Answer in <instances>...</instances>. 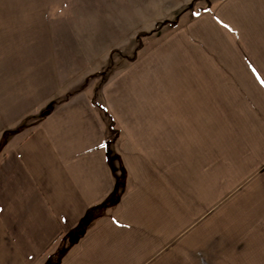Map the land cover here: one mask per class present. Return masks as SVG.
Wrapping results in <instances>:
<instances>
[{"label":"crops","instance_id":"obj_1","mask_svg":"<svg viewBox=\"0 0 264 264\" xmlns=\"http://www.w3.org/2000/svg\"><path fill=\"white\" fill-rule=\"evenodd\" d=\"M218 3L96 95L2 60L0 264H264V0Z\"/></svg>","mask_w":264,"mask_h":264},{"label":"rangeland","instance_id":"obj_2","mask_svg":"<svg viewBox=\"0 0 264 264\" xmlns=\"http://www.w3.org/2000/svg\"><path fill=\"white\" fill-rule=\"evenodd\" d=\"M219 1L0 0V63L6 58L13 64L25 59L27 65L13 68H28L35 100L52 96L56 84L71 82L72 64L81 66L90 59L94 69L104 67L89 80L96 86L147 57L144 47L157 45L168 32L181 29L211 7L219 8ZM39 62L45 63L40 73ZM37 85L41 90L35 93Z\"/></svg>","mask_w":264,"mask_h":264},{"label":"trees","instance_id":"obj_3","mask_svg":"<svg viewBox=\"0 0 264 264\" xmlns=\"http://www.w3.org/2000/svg\"><path fill=\"white\" fill-rule=\"evenodd\" d=\"M104 81L105 80H101L99 83H97V85L95 86V89H94V93H93L94 95H96L97 91L100 89V87L102 86ZM70 96H71V94L66 95L64 98L60 99L59 102L67 100ZM92 103L95 106H97L95 103V98L92 100ZM98 108L100 109V111L103 114V118L105 119L106 126H107L108 131H109V135L112 137L111 139H109V141L112 142V141H114V139L116 137V132L114 129V127H115L114 121L103 108H100V107H98Z\"/></svg>","mask_w":264,"mask_h":264},{"label":"water","instance_id":"obj_4","mask_svg":"<svg viewBox=\"0 0 264 264\" xmlns=\"http://www.w3.org/2000/svg\"><path fill=\"white\" fill-rule=\"evenodd\" d=\"M49 114V110H46V111H44L42 114H41V116H46V115H48Z\"/></svg>","mask_w":264,"mask_h":264}]
</instances>
